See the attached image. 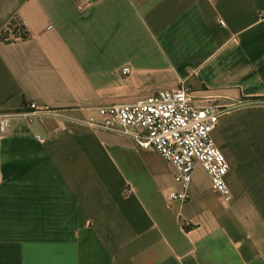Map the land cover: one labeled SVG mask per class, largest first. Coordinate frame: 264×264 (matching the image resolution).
<instances>
[{
    "label": "crops",
    "instance_id": "1",
    "mask_svg": "<svg viewBox=\"0 0 264 264\" xmlns=\"http://www.w3.org/2000/svg\"><path fill=\"white\" fill-rule=\"evenodd\" d=\"M84 1L0 0V264H264V0ZM182 84L225 110L227 207L202 166L170 202L171 162L74 121Z\"/></svg>",
    "mask_w": 264,
    "mask_h": 264
},
{
    "label": "built area",
    "instance_id": "2",
    "mask_svg": "<svg viewBox=\"0 0 264 264\" xmlns=\"http://www.w3.org/2000/svg\"><path fill=\"white\" fill-rule=\"evenodd\" d=\"M87 3L90 0H85L82 5ZM27 36L25 27L17 19L3 32L6 39ZM129 71V67L122 70L125 75ZM190 94V88L182 84L132 103L88 107V115L74 121L95 130L131 137L141 148L155 151L171 162L180 189L169 193L170 202L189 201L194 172L202 166L211 178L212 190L227 207L232 199L226 181L229 164L212 137L225 110L214 102L198 107L193 104ZM30 107L34 109L36 104L32 103ZM9 125L8 116L1 115L0 132H5ZM38 138L42 140L40 136Z\"/></svg>",
    "mask_w": 264,
    "mask_h": 264
}]
</instances>
